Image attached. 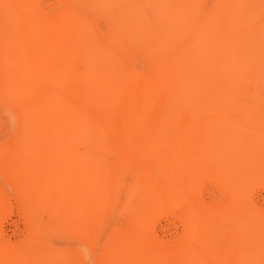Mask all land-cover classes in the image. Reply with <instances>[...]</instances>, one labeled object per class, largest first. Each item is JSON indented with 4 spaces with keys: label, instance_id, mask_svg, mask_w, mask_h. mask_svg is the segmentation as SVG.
<instances>
[{
    "label": "bare ground",
    "instance_id": "bare-ground-1",
    "mask_svg": "<svg viewBox=\"0 0 264 264\" xmlns=\"http://www.w3.org/2000/svg\"><path fill=\"white\" fill-rule=\"evenodd\" d=\"M43 1L0 0V216L9 190L27 229L0 245V264H82L76 243L89 250L109 226L98 264H262L264 212L248 205L249 187H221L224 206L210 217L192 177L220 170L224 142L264 156V141L245 146L218 131L212 9ZM114 171L134 174L137 187H109ZM118 202L121 223L108 219ZM158 214L180 218L173 240L152 234ZM49 233L73 245L53 252Z\"/></svg>",
    "mask_w": 264,
    "mask_h": 264
},
{
    "label": "rangeland",
    "instance_id": "rangeland-1",
    "mask_svg": "<svg viewBox=\"0 0 264 264\" xmlns=\"http://www.w3.org/2000/svg\"><path fill=\"white\" fill-rule=\"evenodd\" d=\"M150 1H147L148 7L156 2ZM158 1L157 5L154 4L156 8L151 5L156 13L160 9ZM51 4L52 0L43 1L44 6L48 5L46 10L52 8ZM198 4L203 14L210 9L213 11L211 34L216 44L213 110L218 117V131L224 138L239 139L245 146H257L264 141V0H198ZM200 18L202 25L204 16ZM218 150L216 163L220 170L212 172L205 169L192 176L197 187H201L200 206L212 217L224 206L221 187H249L246 194L248 205L264 212V175L260 173L264 169V156L260 154L259 147L238 153L235 145L224 142ZM115 163L113 156L105 161L107 166L113 168ZM110 177L112 184L109 187H123L121 193L124 195L127 191L125 187H137L133 186L134 174L129 171H114ZM8 197L11 210L0 216V245L3 242L16 244L27 235L24 214L9 190ZM113 206L108 219L118 223L127 220L119 214L121 202L113 203ZM109 227L98 232V238L89 250L76 243L77 248L83 250L82 264H98L99 252L110 235ZM223 227L216 228L220 237L227 236ZM150 229L156 238L166 242L176 238L182 232L183 225L178 216L158 214L150 223ZM71 241L57 233L46 236V242L53 252H65L68 245H73ZM262 259L260 261H264ZM251 260L249 264H257Z\"/></svg>",
    "mask_w": 264,
    "mask_h": 264
}]
</instances>
